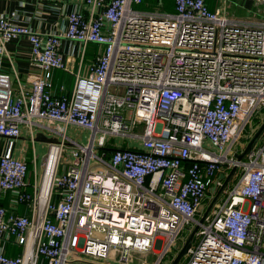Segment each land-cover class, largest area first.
Wrapping results in <instances>:
<instances>
[{"label": "built area", "instance_id": "2783aa9c", "mask_svg": "<svg viewBox=\"0 0 264 264\" xmlns=\"http://www.w3.org/2000/svg\"><path fill=\"white\" fill-rule=\"evenodd\" d=\"M82 2L88 14L67 15L61 35L33 32L14 12L0 16V192L12 195L0 206V264H68L69 256L131 264L150 252L154 263L141 264H168L191 225L197 241L182 264H264V143L241 160L233 150L264 112V16L228 17L206 0H174L171 13L134 9L143 0ZM19 37L37 73L25 87L13 70L14 88L3 67H12L8 45ZM62 40L80 52L71 91L56 96L53 72L69 69ZM89 44L101 51L81 73ZM22 128L32 144L35 129L53 139L42 162L31 156L30 192L27 160L12 154ZM69 128L89 142L70 139ZM111 137L132 145L109 149ZM232 169L233 185L200 223L209 192Z\"/></svg>", "mask_w": 264, "mask_h": 264}, {"label": "crops", "instance_id": "0c3cea01", "mask_svg": "<svg viewBox=\"0 0 264 264\" xmlns=\"http://www.w3.org/2000/svg\"><path fill=\"white\" fill-rule=\"evenodd\" d=\"M249 1L253 0H247V2ZM156 2L157 6L152 8L150 11H161L159 9V7L161 8L159 0H156ZM236 3H238V7H240V4L242 5V0H236L235 4ZM244 6L241 8H244ZM245 7L246 8L244 9L250 13L249 16L253 17L254 11H251L252 9L247 6V3ZM214 8H217V6ZM77 11L84 15L88 14V8L83 4L82 0H0V16L14 12L18 24L41 35L63 34L67 27V15ZM69 48V43L66 40H62L61 50L64 54V59L67 60L69 69L67 71L56 70L53 72L52 91L56 96L69 93L74 83L75 73L78 67L77 57L79 47L77 44H73L72 48ZM99 48L101 47L91 48L89 50L88 47L86 48L83 56V68L81 73H85L87 67L92 64L96 55L99 53ZM8 51L11 55L12 67L7 61H5L3 67L4 72L12 76V85L14 88H16L17 81L13 78V70L19 79V83L25 87H29L32 73H37L32 66L30 59L29 42L25 37H19L8 45ZM62 87L64 88L63 91L61 89ZM26 136V129L22 128V136L15 142L12 154L14 157L27 160L29 164V174L27 177L28 186L26 187V190L30 192L32 188L31 185L34 182L31 156L33 152L37 154L36 143L37 141L48 143L50 140L53 141V139H46L43 135L37 134L36 141L32 144L28 138L29 145L31 147V149L29 148V150H31V154L28 156V154L24 152L22 144V141L24 140L23 137ZM39 139H42V141ZM123 146L126 147L125 144H123ZM5 149L6 141L0 138V154L3 153ZM11 198L12 195L10 193L0 192V206L9 207ZM16 213L20 215H27L28 211L25 206H18L16 207ZM20 250L21 249L18 247L9 245L7 246L6 252L10 256H16L19 254Z\"/></svg>", "mask_w": 264, "mask_h": 264}, {"label": "rangeland", "instance_id": "374dc122", "mask_svg": "<svg viewBox=\"0 0 264 264\" xmlns=\"http://www.w3.org/2000/svg\"><path fill=\"white\" fill-rule=\"evenodd\" d=\"M235 1H233V0H207L209 7L212 8V7H216L217 6L222 11L225 10L223 13L226 16H228V17H234V18H248V17H250L249 16L250 13H248V11H246V9H244V8H246L245 7L246 3H247V6L252 9L251 11L252 12L254 11L253 12V17H254V14H258L259 16H264V9L259 7L258 4H255V2H253V1L247 2V0H242V5L244 4L245 6L243 5L244 8H241L243 6L240 4V7H238L239 4L238 3L235 4ZM159 2L161 4V2H163V0H159ZM156 6H157L156 0H145L142 5L134 6V9L140 10V11H146V10H151L152 8H155ZM159 9L161 11H164V12L166 11V9L164 7H161V8L159 7ZM256 10H258L259 13H255ZM169 13H171V12H169ZM96 47H99V45L89 44L88 45V50L91 49V48H96ZM98 51L100 52L101 48H99ZM263 120H264V112L256 114L255 117L252 118V120L250 121L249 125L246 128V132H245L246 137L244 139L240 140L233 147L234 151H243L245 145L248 142V139L253 135V133L258 128L259 124L263 122ZM39 124L42 125V126L48 127V123L46 121L41 120V121H39ZM52 127L55 130H61V125L60 124H54V125H52ZM138 131L139 130H136L135 132H138ZM40 132L43 133V136L46 139H51L52 138L51 134L49 132H44L42 130L35 129V134L36 135L37 134H41ZM67 136L70 139L75 140V141H77V142H79L81 144H87L89 142V140H90V136H89L88 132H85V131L79 130V129H75V128H69L68 132H67ZM23 139L24 140L22 141V144H23L24 152L26 154H28V156H30L31 150H29V148L31 149V147L29 145L28 137L27 136L23 137ZM39 140L42 141V139H39ZM107 142H108V146H109L110 149H116V148H118L120 146H123V144H125L126 147H131V145H132V143L127 142L124 138H119V137H113V138L111 137L110 139H107ZM263 143H264V134L257 141L255 147L262 146ZM47 147H48L47 143L38 142L37 141V143H36V151H37V156L39 157V163L43 161V159L45 157V154L47 152ZM67 152H68V150H64V154H63L62 162H61V169L66 167V165H67V162L65 161V160H67V158H69ZM236 176H237V174L233 177L232 181L230 183H228V185L226 186V189H229L233 185V183H234V181L236 179ZM40 178H41V173L39 174V181H40ZM213 196H214V193L209 192L207 200L203 203V205L201 207V211H200L201 214H199V216H201L203 214L205 208L207 207L209 201L211 200V198ZM223 197H224V195H222L218 199L216 204H220L221 200L223 199ZM199 219H200V217H199ZM195 226L196 225H193V226L191 225V226H189V227H187L185 229L184 233L176 241L175 246L171 249V253L168 255V258L165 259L166 263L170 264L172 262L174 257L178 254V252L180 251L181 247L183 246V244H184L186 238L188 237L189 233L194 229ZM196 241H197V236L195 235L194 238H193L192 244H195ZM156 258H157V255H155V254H153L151 252L149 254L145 255V256L137 255V256L133 257V262L131 264H141V261L145 260V259L149 263H154ZM185 258H186V255L181 258L179 263L182 264L185 261ZM68 261H69L68 264H120V263L117 262L116 259L93 262V261H90V259H87V261H86V258L82 257V256H80V257L69 256V260ZM77 261H79V262H77ZM82 261H86V263H80Z\"/></svg>", "mask_w": 264, "mask_h": 264}, {"label": "water", "instance_id": "95a60500", "mask_svg": "<svg viewBox=\"0 0 264 264\" xmlns=\"http://www.w3.org/2000/svg\"><path fill=\"white\" fill-rule=\"evenodd\" d=\"M264 134V120L262 123L259 124L258 128L255 130V132L253 133V135L248 139L247 144L245 145L243 151L239 154L236 155L238 160H241L243 158V156L252 148L255 147L257 140ZM51 142V140L49 141ZM235 169H232L228 176L225 177V179L223 180L222 185L215 191V188L211 189V192H215L214 196L211 198V200L209 201L207 207L205 208L202 217L200 218V223H203L206 218L208 217L210 211L212 210V208L214 207V205L217 203L218 199L220 198L221 194L223 193L225 187L227 186V184L230 181L231 176L233 175ZM220 179H223V175H220ZM198 230V226H195L194 229L189 233L188 237L186 238L183 246L181 247L180 251L178 252V254L174 257V259L172 260V262L170 264H178L179 261L181 260V258L183 256H185L189 250V248L192 245V241L193 238L195 236V234L197 233Z\"/></svg>", "mask_w": 264, "mask_h": 264}, {"label": "trees", "instance_id": "16d2710c", "mask_svg": "<svg viewBox=\"0 0 264 264\" xmlns=\"http://www.w3.org/2000/svg\"><path fill=\"white\" fill-rule=\"evenodd\" d=\"M145 0H143V3H144ZM142 3V4H143ZM206 3L208 5V2L206 0ZM161 7H164L166 9L167 12H172L174 11V0H163V2H161ZM209 7V6H208ZM210 10H214L215 8L214 7H209ZM172 10V11H171ZM165 11V12H166ZM257 125V124H256ZM28 164V162H27ZM29 165V164H28Z\"/></svg>", "mask_w": 264, "mask_h": 264}, {"label": "flooded vegetation", "instance_id": "af4514ba", "mask_svg": "<svg viewBox=\"0 0 264 264\" xmlns=\"http://www.w3.org/2000/svg\"><path fill=\"white\" fill-rule=\"evenodd\" d=\"M261 137H262V136H261ZM261 137H260V138H261ZM260 138H259V139H260ZM259 139H258V140H259ZM258 140H257V141H258Z\"/></svg>", "mask_w": 264, "mask_h": 264}]
</instances>
